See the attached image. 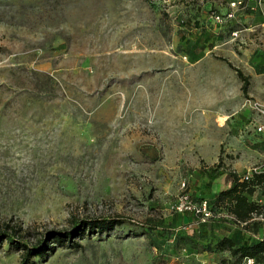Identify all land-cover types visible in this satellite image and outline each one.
Here are the masks:
<instances>
[{"label": "rangeland", "instance_id": "1", "mask_svg": "<svg viewBox=\"0 0 264 264\" xmlns=\"http://www.w3.org/2000/svg\"><path fill=\"white\" fill-rule=\"evenodd\" d=\"M232 1L0 0V228L124 220L33 264H207L219 226L264 239V185L248 226L175 209L229 186L201 168L264 174V0Z\"/></svg>", "mask_w": 264, "mask_h": 264}, {"label": "trees", "instance_id": "2", "mask_svg": "<svg viewBox=\"0 0 264 264\" xmlns=\"http://www.w3.org/2000/svg\"><path fill=\"white\" fill-rule=\"evenodd\" d=\"M236 73L242 83L241 90L246 93L249 86V77L244 76L239 70H236ZM219 169V165H217L214 168H201L199 170L201 180L205 184L210 185L216 178L225 175L229 186L206 201L213 217L204 223H199V220L195 217L196 222L203 229L210 222H223L221 218L224 217H218L216 211L226 208L227 214L237 222L235 224L229 219L234 226L248 225V222L259 211V206L254 202H249L248 197L254 195L257 187L264 185V174L253 173L248 180H244L234 172H224L219 171ZM123 221L119 217L74 219L70 221V230L45 232L35 240H31L28 233H25L21 227L5 225L0 228V246L7 244L10 249L19 252L20 264H33L35 259L46 261L58 248L64 247L67 243H70V248L79 249L80 244L74 243L72 239H83L87 235L99 237L108 235L117 227H120L124 223ZM235 230L234 235L230 236L229 234L221 238L218 237L215 242L210 241L203 248V252L215 254L227 251L230 258L236 257V264H240L244 258L254 259L255 264L261 263V260L264 263V241L246 240L241 236L239 229Z\"/></svg>", "mask_w": 264, "mask_h": 264}, {"label": "built area", "instance_id": "3", "mask_svg": "<svg viewBox=\"0 0 264 264\" xmlns=\"http://www.w3.org/2000/svg\"><path fill=\"white\" fill-rule=\"evenodd\" d=\"M242 3V0H233L231 6L240 7ZM257 131L261 132L262 127H258ZM250 177L251 176L248 174L243 179L248 180ZM184 200L185 202L182 203L183 205L177 206L175 208L176 211L192 213L193 216H195L199 220V223H204L205 221L213 217V213L209 210L208 203L206 201L195 204L188 197H185ZM226 218L231 219L235 224L237 223L235 219L230 215L226 216ZM262 241H264V239ZM240 264H255V261L252 258H244Z\"/></svg>", "mask_w": 264, "mask_h": 264}, {"label": "crops", "instance_id": "4", "mask_svg": "<svg viewBox=\"0 0 264 264\" xmlns=\"http://www.w3.org/2000/svg\"><path fill=\"white\" fill-rule=\"evenodd\" d=\"M238 175V174H237ZM239 176V175H238ZM221 190V189H220ZM220 190H218L216 193H218ZM255 194V193H254ZM250 197H248V200H249V202H254V200H250L249 199ZM254 220V216H253V218L248 222V225H250V223L252 222ZM216 223H219V222H216ZM212 224H213V222H210V223H208L207 225H205L204 226V228H205V230H207V228L209 227V228H212L213 226H212ZM220 224V223H219ZM225 224V223H224ZM247 225V226H248ZM226 228H228L229 226L228 225H224ZM219 229V230H218ZM237 229V228H236ZM240 230V234H241V236L245 239L246 238V240H248V238H249V234H253V231L252 230H250L249 228H246V229H239ZM213 233H216V235L218 236V237H224V236H227V235H229L230 233L229 232H227L224 228H222V227H217V232H213ZM208 236V235H207ZM251 241V240H250ZM223 253V256H224V258H227L228 257V252L227 251H224V252H222ZM221 253V254H222ZM206 254H208L209 256L207 257V261H205V263H207L208 264V262H210V260L212 259V257H213V255H214V253H206ZM212 256V257H211Z\"/></svg>", "mask_w": 264, "mask_h": 264}]
</instances>
